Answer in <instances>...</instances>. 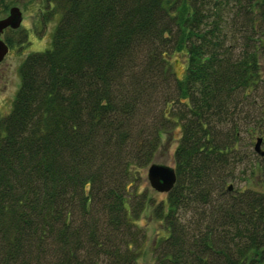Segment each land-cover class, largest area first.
<instances>
[{
	"label": "trees",
	"instance_id": "1",
	"mask_svg": "<svg viewBox=\"0 0 264 264\" xmlns=\"http://www.w3.org/2000/svg\"><path fill=\"white\" fill-rule=\"evenodd\" d=\"M41 8L42 25L56 18L50 48L26 55L0 114V264H138L151 202L139 172L175 127L152 264H264V0ZM12 34L27 38L5 32L9 50ZM244 133L263 152L248 167ZM240 165L251 186L231 190Z\"/></svg>",
	"mask_w": 264,
	"mask_h": 264
},
{
	"label": "rangeland",
	"instance_id": "2",
	"mask_svg": "<svg viewBox=\"0 0 264 264\" xmlns=\"http://www.w3.org/2000/svg\"><path fill=\"white\" fill-rule=\"evenodd\" d=\"M42 4H45V0H0V18L7 15L8 9L11 7H17L21 12L22 24L17 30H24L27 33V38H23L18 44L20 35L12 34V40L15 46L11 48L0 62V114L5 115L9 112L14 95L19 86L18 68L23 59L29 53L43 52L50 48L51 34L56 23V18L45 21L42 25L40 9ZM47 7V6H46ZM6 9V10H5ZM16 30V31H17ZM18 44V45H17ZM168 60L172 74L177 78H182L185 67V58L181 54L172 53ZM264 68V62H261ZM179 135L178 127L172 129L171 133L162 134L161 144L157 153L154 156L152 164L165 165L173 167V150L176 146V139ZM258 135V134H256ZM262 133L260 136H263ZM254 137L249 139L247 135L241 134V139L238 147L236 148V156L240 158L242 166L248 167V163L253 160H258V155L253 151ZM264 149V145L263 148ZM236 159V158H235ZM241 165L239 167L234 166L233 170L229 174L228 182L232 189H243L251 186V182L245 181L248 172L243 173ZM148 167V166H147ZM147 167L143 168L139 172L138 178V191L137 193L144 194V197L151 199L150 204L145 208V211L138 220V226L140 231L143 232L144 246L143 254L138 260V264H152L153 251L152 244L160 233V222L155 220L152 216L151 210L154 205L165 198L164 193H158L152 190L146 179ZM228 176V174H227ZM231 176V177H230ZM227 183V184H228ZM248 185V186H247ZM254 188V187H251ZM140 197L135 198V201Z\"/></svg>",
	"mask_w": 264,
	"mask_h": 264
},
{
	"label": "water",
	"instance_id": "3",
	"mask_svg": "<svg viewBox=\"0 0 264 264\" xmlns=\"http://www.w3.org/2000/svg\"><path fill=\"white\" fill-rule=\"evenodd\" d=\"M21 13L17 7H11L4 18H0V62L8 52V47L2 40L4 30H17L21 24ZM261 139H257L254 144V151L260 156L263 152L260 150ZM146 179L149 187L158 193H168L175 182V174L171 167L159 164H151L146 170ZM230 190V187H228Z\"/></svg>",
	"mask_w": 264,
	"mask_h": 264
},
{
	"label": "flooded vegetation",
	"instance_id": "4",
	"mask_svg": "<svg viewBox=\"0 0 264 264\" xmlns=\"http://www.w3.org/2000/svg\"><path fill=\"white\" fill-rule=\"evenodd\" d=\"M20 11V10H19ZM40 11H42L41 9H40ZM21 13V12H20ZM6 15H4L3 17H1V18H4ZM21 24H22V20H21ZM21 24H20V26H21ZM8 31H12L11 29H6V30H4V32H3V34L5 33V32H8ZM14 31V30H13ZM2 34V35H3ZM8 51H9V49H8Z\"/></svg>",
	"mask_w": 264,
	"mask_h": 264
}]
</instances>
